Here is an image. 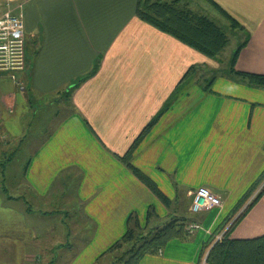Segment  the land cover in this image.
Segmentation results:
<instances>
[{
  "label": "crops",
  "instance_id": "crops-1",
  "mask_svg": "<svg viewBox=\"0 0 264 264\" xmlns=\"http://www.w3.org/2000/svg\"><path fill=\"white\" fill-rule=\"evenodd\" d=\"M181 1L230 27L209 0ZM211 1L243 28L231 29L241 40L234 70L264 76V0ZM27 2V70L0 73V141L18 143L5 167L16 195L0 186V264H106L131 217L140 228L187 222V239L140 264H202L264 177V88L142 22L139 0ZM205 68L219 73L209 92ZM154 121L132 165L168 206L121 161ZM202 190L222 207L193 214ZM263 236L264 196L231 239Z\"/></svg>",
  "mask_w": 264,
  "mask_h": 264
},
{
  "label": "trees",
  "instance_id": "trees-1",
  "mask_svg": "<svg viewBox=\"0 0 264 264\" xmlns=\"http://www.w3.org/2000/svg\"><path fill=\"white\" fill-rule=\"evenodd\" d=\"M209 1L228 19L232 30H243L239 23L222 11L211 0ZM137 17L142 22L177 39L181 43L212 60L216 59L227 48L230 42L227 33L220 26L208 17L192 12L188 5L184 4L181 0H176L170 3L164 2L163 0H139ZM240 50L241 49L235 53L232 60V74L236 78L247 81L252 86L264 88V76L243 74L234 70ZM212 82L213 80L207 82L205 91H211ZM156 122L157 121H154L148 126L145 132L131 147L127 155L121 158V161L131 169L134 175L139 178L158 199L168 206L170 201L158 189L156 184L148 176L132 165L136 150L147 132L156 124ZM4 167H6V164L1 165L0 168V186L2 187V193L8 195L6 181L3 179L2 175L5 173ZM262 182H264V177H262L248 197L244 199L242 204L237 207L236 212H238L252 197ZM263 196L264 189L251 202L247 211L253 208ZM245 214L239 217L233 224L229 219L226 220L224 225L218 231L219 235L224 233L228 224H231V227H229L224 233L222 241L216 242V239H211L209 242L211 250L207 259L208 264H264V236L254 240L231 239L233 230L245 217ZM151 215L152 212L150 211L148 218H150ZM186 229V220L174 218L167 225L145 235V230L141 229L137 221L131 217L126 234L116 242L102 256V258L106 255L113 256L120 254L114 258L112 264H140L142 258L147 255L158 254L169 242L173 240L187 239L188 233Z\"/></svg>",
  "mask_w": 264,
  "mask_h": 264
},
{
  "label": "built area",
  "instance_id": "built-area-1",
  "mask_svg": "<svg viewBox=\"0 0 264 264\" xmlns=\"http://www.w3.org/2000/svg\"><path fill=\"white\" fill-rule=\"evenodd\" d=\"M27 3V0H0V6L4 8V13L0 17V73L10 74L13 77L26 71L27 67L25 38ZM221 207L222 201L219 197L209 191L202 190L193 195L190 210L197 215ZM199 228V226L193 225L189 232ZM222 239L223 235L217 237L216 242L222 241ZM207 259L208 257L202 264H208Z\"/></svg>",
  "mask_w": 264,
  "mask_h": 264
},
{
  "label": "rangeland",
  "instance_id": "rangeland-1",
  "mask_svg": "<svg viewBox=\"0 0 264 264\" xmlns=\"http://www.w3.org/2000/svg\"><path fill=\"white\" fill-rule=\"evenodd\" d=\"M222 22H224V21L222 20ZM226 24L227 23L225 22V23H222V25H218V26H220L227 33L230 42H229L227 48L216 59H214L216 61L218 60L221 63V65L223 66V68L221 69L222 72L223 71L225 72L226 70H230V67H231V64H232V59L234 58L236 50L239 48V47L236 48V46L238 44H241V40L234 36V31H232L231 28L229 27V25H226ZM206 69H208V68H205V70ZM26 70H27V67H26ZM24 72H22V73H24ZM202 74H204L206 76V79H208V81H211L214 78H216L219 73H214L212 70L208 69L206 71H203ZM203 80H205V79H203ZM24 144H26V143H24ZM17 145H18V143L17 144H15V143L12 144V143L5 142L4 140L0 141V168H1V165H3V164L8 165V163L10 161H13L14 155H12L11 153L16 149ZM19 155H20V157L16 160L17 162L20 163V162L26 160L28 152L25 149V147L20 149ZM4 169H5V167H4ZM0 173H1V169H0ZM2 175H3V179L6 182H9V180L6 178V173H3ZM261 184L264 185V182H262ZM262 185H260V186H262ZM260 186L254 192V194L257 192L256 195H259L262 192V190L264 189V186L263 187H260ZM259 189H261V190H259ZM258 190H259V192H258ZM10 192L13 193V195H16L17 191H15V192L10 191ZM10 192L8 190V195H6V196H9ZM191 204H192V202H191ZM180 208L183 209V207H180ZM190 208H191V206H190ZM183 213L184 212H181V214H183ZM177 219H180V218H177ZM165 225H167V224H164V225H162L160 227H163ZM229 225H231V224H228V226ZM160 227L156 228V227L147 226L146 228H141V229H144L145 230V235H147L148 233L154 232L155 230H157ZM190 230H191V226L188 228V232ZM118 255H120V254H116V255L110 256V260H108V263H106V264H112L114 262V258L116 256H118ZM34 264H41V260H40V262L37 261Z\"/></svg>",
  "mask_w": 264,
  "mask_h": 264
}]
</instances>
